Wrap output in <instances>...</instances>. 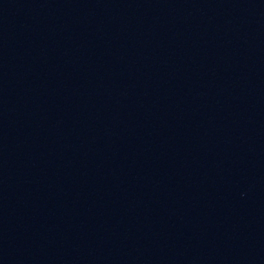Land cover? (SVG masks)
I'll return each mask as SVG.
<instances>
[{
  "label": "water",
  "instance_id": "obj_1",
  "mask_svg": "<svg viewBox=\"0 0 264 264\" xmlns=\"http://www.w3.org/2000/svg\"><path fill=\"white\" fill-rule=\"evenodd\" d=\"M0 264H264V0H0Z\"/></svg>",
  "mask_w": 264,
  "mask_h": 264
}]
</instances>
